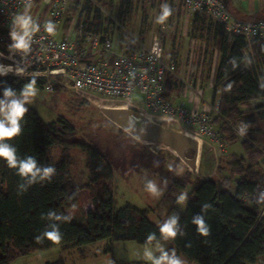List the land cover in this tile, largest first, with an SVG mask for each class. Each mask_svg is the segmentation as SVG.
Masks as SVG:
<instances>
[{"label": "trees", "instance_id": "trees-1", "mask_svg": "<svg viewBox=\"0 0 264 264\" xmlns=\"http://www.w3.org/2000/svg\"><path fill=\"white\" fill-rule=\"evenodd\" d=\"M71 1L76 9L80 8L77 21L84 24L85 32L100 38L108 34L103 24L109 21H101V13L95 7L101 0ZM155 1L149 0L152 5ZM118 2V19L123 21L131 15L135 0ZM193 15L192 24L203 26L200 27L207 34L211 46L206 47L207 50L218 58L211 90V104L217 107L213 124L225 142L236 140V134L243 140L241 146L250 163L246 165L244 158H233L226 166L229 176L224 181L212 178L193 180L188 169L173 179L178 195L184 193L187 186L190 191L179 215L184 234L169 240L177 254L184 256L189 263L264 264V215L259 217L264 203L257 202L260 192H264V172L255 167L257 160L264 157V44L256 38L245 40L227 32L223 25L206 14ZM0 35L6 36L7 33L0 31ZM168 61L175 64L172 59ZM29 79L0 76V98L4 87L11 86L19 92ZM43 82L37 79L36 88L41 89ZM180 87L176 77H167L168 96ZM27 107L29 112L21 122L22 134L10 143L17 148L19 157L34 156L39 164L54 166L56 173L50 181L37 182L21 191L19 186L25 181L16 170L9 169L6 162L0 160V264H12L32 253L52 248L78 249L83 259V249L87 246L101 241L110 244L130 241L145 246L150 233L157 237L150 246L160 242L158 225L149 220L146 210L128 205L115 209L113 172L106 158L92 146L72 141L75 128L66 119L59 117L44 122L33 108ZM244 125L246 131L241 135L239 129ZM73 148L85 155V184H80L71 173ZM55 149L59 154L53 157L51 153ZM180 165V160L175 157L174 171ZM232 180L235 181L233 191L229 188ZM99 182L102 187L93 196V206L85 213L82 224L72 218L68 222H56L62 234L61 242L55 244L46 239L36 242L35 238L53 223L46 218L50 210L58 215L72 216L81 206L79 193L93 191ZM243 195L250 200L242 201ZM204 204L211 206L202 213L210 227L207 237L200 236L191 223L192 217L201 213ZM53 264L64 262L60 259Z\"/></svg>", "mask_w": 264, "mask_h": 264}, {"label": "rangeland", "instance_id": "rangeland-1", "mask_svg": "<svg viewBox=\"0 0 264 264\" xmlns=\"http://www.w3.org/2000/svg\"><path fill=\"white\" fill-rule=\"evenodd\" d=\"M36 1L38 2L36 3ZM118 1L101 0L99 4L95 5L101 13V21H109L103 24V28L107 29V32L116 33L122 47L127 45L131 48L147 46L150 38L160 33L163 28L161 33L163 59H172L175 62L177 67L175 77L181 83V87L173 91L171 96L180 98L187 106L186 100L188 101V99H186V95L184 96L185 86L191 80H195L196 87L199 90L204 89L203 100L211 105L212 80L218 58L215 54H210L206 48L211 46L206 38L207 34L201 28L203 26L192 24L194 15L182 11L174 0H156L153 5L149 0H135L131 15L121 21L117 15ZM164 3L171 6L172 15L163 24H158L155 22L156 17L160 14L161 5ZM45 7L42 0H35L31 4L28 11L36 22L40 23L46 19L48 9ZM24 10L25 8L20 12ZM79 12L80 8L76 9L70 0L61 22L63 26L59 28L65 29L70 19H77ZM91 16L90 13L89 17L91 18ZM132 101L141 110L140 97L133 95ZM28 105L38 113L44 122H52L59 117L66 119L75 128V136L72 141L92 146L106 158L113 172V205L115 209L128 205L140 211L146 210L149 220L156 225L162 223L173 213L180 215L183 212L186 201L177 204L176 198L179 195L173 179L183 175L188 168L180 161L182 165L170 172L167 165L169 163L173 165L175 155L169 149L161 147L157 150L150 146L151 144L133 139L113 125L99 110L102 107L120 108V101L107 99L95 93H84L79 96L73 91L61 88L52 92L38 89L37 95L31 98ZM159 124L176 132H184L182 128L168 123L159 122ZM237 136L236 134V140L225 142L223 156H218L215 147L210 143L206 141L204 144L199 143V160L191 178L193 180L212 178L224 181L229 176L226 166L233 158H244L245 164H249L250 161ZM150 148L154 150V153H151ZM51 154L55 157L59 154V150L55 149ZM71 156V173L80 184H85L87 182L85 155L78 148H73ZM186 156L190 157L191 153L187 152ZM153 161H159V167L153 166ZM255 167L264 172V157L257 160ZM145 177L155 180L161 187H163V181L167 179L164 194L156 198L145 192ZM234 182L232 180L229 185L231 191L234 190ZM101 187L102 182H99L95 184L93 191L83 190L79 193L81 206L75 213H72L71 217L74 222L83 223L85 213L93 206V196L100 191ZM189 191L190 186H187L184 193L188 194ZM159 243L167 249H174L170 240L162 239ZM155 245L150 247L154 248ZM144 248L145 246L130 241L112 244L108 241H101L84 248L83 259L79 258L80 251L78 249L64 251L60 248H52L32 253L15 260L12 264H53L60 259L64 264H150L143 257ZM178 256L186 260L184 256ZM187 264L193 263L187 261Z\"/></svg>", "mask_w": 264, "mask_h": 264}, {"label": "built area", "instance_id": "built-area-1", "mask_svg": "<svg viewBox=\"0 0 264 264\" xmlns=\"http://www.w3.org/2000/svg\"><path fill=\"white\" fill-rule=\"evenodd\" d=\"M69 1L42 0L48 9L47 17L39 23L40 31L34 34L32 48L22 63L21 56L10 53L8 46L11 43V19L25 8L24 0H0V31L7 33L6 36L0 35V47H4L0 49L3 53L0 64L14 67L20 64L27 69L24 76L14 73L7 76L30 78L35 73L37 79L44 81L40 90L45 92L62 88L79 96L95 93L107 99H117L121 103L117 109H131L149 119H156L157 124L164 122L180 127L184 130L181 133L191 135L198 144L210 143L215 147L216 154L223 156L226 144L213 124L217 107L203 100L204 89L199 90L195 80L187 83L184 94L188 99L187 106L180 98L167 95L166 80L168 76L175 77L176 65L163 59V28L150 38L147 46L138 48L122 47L113 32L102 38L93 36L85 32L84 24L75 18L70 19L67 27L61 30L59 27L63 26L61 22ZM174 1L184 12L206 14L223 25L227 32L245 40L256 38L264 44V18L254 22L240 21L227 11L222 0ZM34 2L31 0V4ZM48 20L56 24L53 35L44 31L43 26ZM133 95L140 97L141 110L132 101ZM150 146L157 150L163 148L156 144ZM241 200L247 202L250 199L243 195ZM263 213L264 208L259 217H263Z\"/></svg>", "mask_w": 264, "mask_h": 264}, {"label": "clouds", "instance_id": "clouds-1", "mask_svg": "<svg viewBox=\"0 0 264 264\" xmlns=\"http://www.w3.org/2000/svg\"><path fill=\"white\" fill-rule=\"evenodd\" d=\"M25 10L13 15L10 25V40L8 51L12 54H19L24 62L27 54L30 52L33 43V36L40 31V24L36 22L30 15L28 9L31 7V0H24ZM172 15V8L169 4L161 5L160 14L156 17V23L163 24ZM44 31L53 35L56 32V24L48 20L44 24ZM3 53H0L2 56ZM27 69L20 64L15 67L12 65L5 66L0 64V76H7L14 73L17 76H24ZM37 74L33 73L29 81L23 85L22 90L17 92L11 86H6L0 98V160L6 162L9 169L16 170V174L20 176L25 183L19 186L21 191H26L28 186L37 182L50 181L56 173V168L51 165H41L34 156H25L23 158L17 155V148L10 143L13 139L22 134V124L25 115L29 112L27 105L31 102V98L37 95ZM231 87V85H229ZM164 119V117H161ZM246 125L241 126L239 132L243 135L246 131ZM153 166L159 167V161H153ZM169 171H174L173 165H167ZM167 187V179L163 181V187L157 184L155 180L145 177L144 191L159 198L164 194ZM187 193H181L177 198V204H181L187 200ZM258 203H264V192H260ZM211 206L204 204L201 213L192 217L191 223L196 227L198 234L207 237L210 234V227L204 219L203 212ZM45 218L42 216V219ZM46 218L50 223L40 236H37L36 242L41 243L43 240H49L55 244H59L62 234L59 230L58 223L68 222L71 216L58 215L55 211H49ZM180 216L173 213L168 216L162 223L158 225L160 236L163 240H174L179 235H183L180 227ZM154 241H157L155 233H150L145 242L143 257L150 264H187L185 259L177 255L175 249H167L163 244L156 243L155 247H150Z\"/></svg>", "mask_w": 264, "mask_h": 264}, {"label": "water", "instance_id": "water-1", "mask_svg": "<svg viewBox=\"0 0 264 264\" xmlns=\"http://www.w3.org/2000/svg\"><path fill=\"white\" fill-rule=\"evenodd\" d=\"M99 110L113 125L133 139L169 149L189 171L195 172L199 160V144L196 140L181 132L164 128L131 109L102 107ZM130 117L139 123L132 122ZM187 152L191 153L190 157L186 156Z\"/></svg>", "mask_w": 264, "mask_h": 264}, {"label": "crops", "instance_id": "crops-1", "mask_svg": "<svg viewBox=\"0 0 264 264\" xmlns=\"http://www.w3.org/2000/svg\"><path fill=\"white\" fill-rule=\"evenodd\" d=\"M224 3L228 12L240 21L250 22L264 17V0H224Z\"/></svg>", "mask_w": 264, "mask_h": 264}, {"label": "bare ground", "instance_id": "bare-ground-1", "mask_svg": "<svg viewBox=\"0 0 264 264\" xmlns=\"http://www.w3.org/2000/svg\"><path fill=\"white\" fill-rule=\"evenodd\" d=\"M150 120H152L153 122H156V123H158V121L156 120V119H154V118H150ZM187 137H189V138H191V139H194L191 135H189V134H185ZM195 140V139H194ZM197 141V140H196ZM198 142V141H197ZM174 154V153H173Z\"/></svg>", "mask_w": 264, "mask_h": 264}]
</instances>
